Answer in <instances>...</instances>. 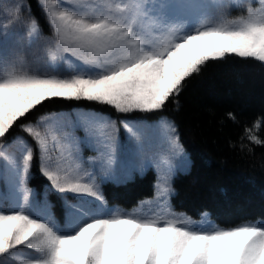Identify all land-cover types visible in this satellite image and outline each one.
I'll list each match as a JSON object with an SVG mask.
<instances>
[{
  "label": "rangeland",
  "instance_id": "374dc122",
  "mask_svg": "<svg viewBox=\"0 0 264 264\" xmlns=\"http://www.w3.org/2000/svg\"><path fill=\"white\" fill-rule=\"evenodd\" d=\"M40 3L50 33L26 0H0V136L48 96L152 110L209 57L264 61V0ZM127 118L61 110L24 125L32 141L0 142V264H264V220L223 229L172 206L191 162L173 119ZM34 152L50 181L40 196L27 183ZM149 169L153 197L126 213L105 203L103 182Z\"/></svg>",
  "mask_w": 264,
  "mask_h": 264
},
{
  "label": "trees",
  "instance_id": "16d2710c",
  "mask_svg": "<svg viewBox=\"0 0 264 264\" xmlns=\"http://www.w3.org/2000/svg\"><path fill=\"white\" fill-rule=\"evenodd\" d=\"M26 1L42 30L49 33L40 0ZM73 108L115 117L125 114L97 100L48 96L18 116L0 141L27 135L24 125L45 114ZM163 114L176 123L191 158L189 170L173 179L174 207L193 218L206 211L223 228L264 220V61L236 53L208 58L181 80L159 109L128 115L155 119ZM31 171L30 184L41 190L45 179L38 152ZM155 183L156 173L148 170L122 183H105L102 189L111 205L131 209L154 195Z\"/></svg>",
  "mask_w": 264,
  "mask_h": 264
}]
</instances>
